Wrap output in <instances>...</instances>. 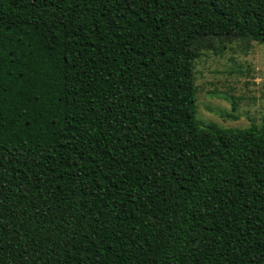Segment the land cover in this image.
<instances>
[{
    "label": "trees",
    "instance_id": "1",
    "mask_svg": "<svg viewBox=\"0 0 264 264\" xmlns=\"http://www.w3.org/2000/svg\"><path fill=\"white\" fill-rule=\"evenodd\" d=\"M210 36L264 44V0H0V264H264V119L196 118Z\"/></svg>",
    "mask_w": 264,
    "mask_h": 264
},
{
    "label": "rangeland",
    "instance_id": "2",
    "mask_svg": "<svg viewBox=\"0 0 264 264\" xmlns=\"http://www.w3.org/2000/svg\"><path fill=\"white\" fill-rule=\"evenodd\" d=\"M198 48L196 118L221 128L260 125L264 119V44L210 36L198 41Z\"/></svg>",
    "mask_w": 264,
    "mask_h": 264
}]
</instances>
